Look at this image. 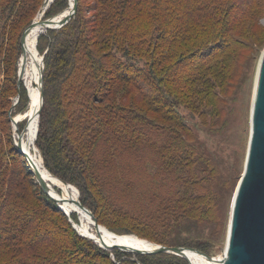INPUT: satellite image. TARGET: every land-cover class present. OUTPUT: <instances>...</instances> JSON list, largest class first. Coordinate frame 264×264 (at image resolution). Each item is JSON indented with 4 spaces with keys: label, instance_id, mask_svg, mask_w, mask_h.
Instances as JSON below:
<instances>
[{
    "label": "trees",
    "instance_id": "1",
    "mask_svg": "<svg viewBox=\"0 0 264 264\" xmlns=\"http://www.w3.org/2000/svg\"><path fill=\"white\" fill-rule=\"evenodd\" d=\"M43 1L0 0V264H189L170 252L108 250L79 234L12 142V97L19 93L16 110L27 101L22 82L17 85L20 38ZM94 1L92 25L77 0L64 25L35 41L43 54V103L29 147L35 142L48 171L78 188L79 201L98 223L127 232L139 219L163 233L153 239L159 244L213 255V242L167 237L177 223L209 215L217 181V163L195 140L182 110L211 118L221 111L210 96L230 74L234 51L250 43L234 29L261 0ZM66 6V0H53L42 18ZM130 89L164 122L110 96ZM47 180L51 193L62 196Z\"/></svg>",
    "mask_w": 264,
    "mask_h": 264
},
{
    "label": "rangeland",
    "instance_id": "2",
    "mask_svg": "<svg viewBox=\"0 0 264 264\" xmlns=\"http://www.w3.org/2000/svg\"><path fill=\"white\" fill-rule=\"evenodd\" d=\"M80 2L83 5L86 17L90 21L89 23H91L92 25V18L96 13V10L94 8L95 1L80 0ZM68 3L69 0H66L67 6ZM259 3L260 4L257 5V9H255L256 12L249 13L248 16L243 20V22L234 29L235 34L242 36L250 42L249 45L241 50L236 49L234 51L235 56L233 61L231 62L232 68L230 69V74L226 79H224V85L220 84L221 86L219 94L217 96H210L211 103L215 104L216 106L220 105L221 111L216 117L211 118L210 116H199L198 114H192L188 113L185 110H182L183 119L193 130V136H195V140L210 154V157L214 160L215 164L217 163V168L220 170H218L217 168L214 169V172L217 174V181L212 184L211 193L213 201H211L210 203L211 211L209 212V215L205 216L202 220H198V222L195 224L177 223V227L169 230L168 236H166L168 237V240L176 243H184L185 241H190L193 244V240H196L200 244L208 245L210 242H213V246L211 245L213 249L212 256H219L225 247L231 199L244 167L248 137L250 132V111L254 87V78L256 75L259 59L264 49V9L261 10V7L264 8V1L261 0ZM42 6L43 4L40 6L32 20L36 19L37 16V19H39L40 16L38 14ZM67 6L65 8H67ZM65 8L63 10H65ZM43 15L44 12L41 14V16ZM32 35L33 34L31 33L30 37ZM35 48L37 54L40 57V52H38L36 46ZM20 56L18 57L17 61V70L20 68V62L22 59L21 54ZM39 67L40 58L39 60H35L33 63V75L31 78L32 82L34 84L36 83L34 85V91L36 92L37 103V78L39 75ZM25 79L22 78V80H20L27 95V101L25 105L18 110L15 109L17 102L19 101V93H17L12 97L13 101L8 110V113L10 115V121L11 117H13L14 120L21 125L19 126L11 122V138L12 142L15 145L17 144L18 134L23 131V127H25V123L27 121V119H25L26 113L24 112L28 108L30 90L27 87ZM114 83H116V85H118L120 89L125 90L126 85L123 81L114 80ZM113 92V94L108 93L109 95L111 94L110 96L112 99L120 101L124 105L133 106L146 113L148 116L160 122H164L158 114L150 110L144 104V102L142 101L140 96L136 94L137 92L134 89L126 90L123 97H121V91L116 90ZM115 93L116 95H114ZM17 96L18 100L16 101ZM21 113L24 114L20 115ZM16 126L18 131L16 129ZM33 131L35 133V127ZM34 133L32 135L33 137ZM35 147V142L29 147L31 160L34 161V163H36V161H40L43 165V161L40 160L42 159L40 152L38 151V148L36 147V149ZM46 170L48 171L47 168ZM48 173L54 176L49 171ZM55 177L60 180L59 177ZM44 179L50 186L49 181L46 178ZM72 185L73 184H71V186H67L72 188L75 197L74 190L76 191V189L78 190V188L75 185H73L74 187ZM62 191L63 187L61 190V194ZM72 214H75L78 222L73 221V219L70 217L72 216ZM67 216L72 225L75 223L78 224L77 227H79L80 231H83L80 227L83 226V222L80 218V215L76 211L72 210ZM134 223L135 224L132 225L133 230L127 232H117L115 230L109 229L105 224H100L109 230H107L109 240H113L114 237L118 235H134L140 239L152 242L153 244H157L158 242L154 241L153 239L157 236H164L163 233L159 232L158 229H148L143 225H140L141 222L139 219H136ZM95 236L99 237L97 235ZM198 255L199 257H203L202 264H206V261H208L206 257L201 255L200 253H198ZM111 257H113L112 254ZM132 258H134V256H132Z\"/></svg>",
    "mask_w": 264,
    "mask_h": 264
},
{
    "label": "water",
    "instance_id": "3",
    "mask_svg": "<svg viewBox=\"0 0 264 264\" xmlns=\"http://www.w3.org/2000/svg\"><path fill=\"white\" fill-rule=\"evenodd\" d=\"M52 1L53 0H44L43 6L38 14L40 16L39 24L42 26V28H44V31H41L39 35L47 31L48 29H56L64 25L71 18V16L76 10L77 0H73L72 4L68 3L67 8L65 9L68 11L66 15H64V17L60 18L58 17V15L64 12L65 10L53 17L42 18L41 14L45 11V9L49 6ZM34 22L35 20H32V22L22 32L20 38L21 55L23 52V41L26 30ZM43 68L44 62L42 54L40 56V67L38 77L39 106L36 111V128L34 140L36 139L38 117L43 103ZM17 76V85H19L21 76L20 69L17 70ZM17 100L18 96L16 97V101ZM11 122L17 124L13 117H11ZM26 125L27 121L25 123V127ZM16 147L18 151L25 156V159L28 162L27 166L32 172L36 182L39 184L42 190L49 197L55 200L59 208L62 209L65 214L69 215L70 212H67L62 207V203L66 201V197L58 195L55 196L51 193L48 183L45 181L40 172L34 168V165L32 164V161L27 151L21 149L20 139L18 140ZM61 181L67 185H71L68 182H65L63 180ZM76 192L77 199L75 200V202L79 208L88 211V213L92 217V224L95 230L98 231L100 227H104L97 222L93 213L79 201V194L77 189ZM229 214L230 215L228 221L225 247L219 256H212L206 254L204 251H201L194 247L169 246L159 243H152L151 247H149L148 249H141L132 246L128 247L118 242L108 243L103 239L97 241L90 234L81 232L77 228L76 223L73 224V226L79 232V234L94 240L101 247L106 249L118 248L120 250L129 251L133 253L170 252L186 258L189 264L190 262L185 255V249H193L194 251L206 257V259L213 264H264V49L259 59L256 75L254 78V87L250 111V132L248 137L244 167L231 199Z\"/></svg>",
    "mask_w": 264,
    "mask_h": 264
},
{
    "label": "bare ground",
    "instance_id": "4",
    "mask_svg": "<svg viewBox=\"0 0 264 264\" xmlns=\"http://www.w3.org/2000/svg\"><path fill=\"white\" fill-rule=\"evenodd\" d=\"M67 11L68 10H65L64 12L59 14L58 17L66 14ZM39 20H40V17L38 20L36 19L34 23V27L36 28L34 30L33 35L30 37L29 44L27 45L26 49L25 48L23 49L24 51L22 54V59H21L20 68H19L21 72V76H22L21 78L28 79V80L27 79L25 80H26L27 87L30 90V96H29L28 108L24 112L26 113L25 119H27V125L25 128L23 127L24 128L23 131L18 134L17 143H18V140L20 139L21 149L27 151L30 159H31V154L29 151V143L32 140V132L35 127L36 111L38 108L37 107V96H36V92L34 91L35 89L34 85L36 83L35 84L32 83V80H31L32 75H33V63L35 60H39L40 58L35 48V41L39 33L41 31H44V28H42V26L39 24ZM37 81H38V78H37ZM24 113H21L20 115H23ZM32 164L34 165V168L37 169L44 178L49 179L52 183L56 185H59L61 187V190L63 187L62 195L63 197L64 196L66 197V201L62 203V207L67 212L68 211L71 212L72 210H74L80 215V218L83 222V226H80V227L82 228L84 232L93 236L97 241H100L101 239H103L108 243H112V242H118L121 244L140 243L145 246L151 247L152 242L140 239L134 235H118V236H115L113 240H109L108 232L104 227H100L99 230L96 231L92 224V217L90 216L88 211L79 208L78 205L76 204L75 200L77 199V193L74 190L75 192V197H74L73 190L72 188L69 187L71 185L67 186V184L60 181L55 176L50 175L40 161L39 162L36 161V163L32 161ZM95 235L99 237H96ZM193 251H194L193 249H185V255L188 258L190 264H202L203 257L202 256L199 257L198 252L195 253L196 251L195 252ZM206 264H213V263H211L210 261L209 262L206 261Z\"/></svg>",
    "mask_w": 264,
    "mask_h": 264
}]
</instances>
